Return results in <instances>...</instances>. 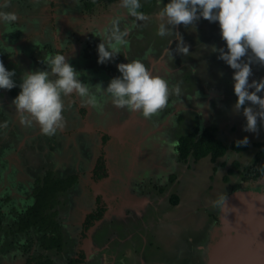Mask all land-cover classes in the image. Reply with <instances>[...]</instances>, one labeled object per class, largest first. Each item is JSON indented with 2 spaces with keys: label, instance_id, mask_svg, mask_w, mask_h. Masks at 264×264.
Masks as SVG:
<instances>
[{
  "label": "rangeland",
  "instance_id": "rangeland-1",
  "mask_svg": "<svg viewBox=\"0 0 264 264\" xmlns=\"http://www.w3.org/2000/svg\"><path fill=\"white\" fill-rule=\"evenodd\" d=\"M140 4L138 11L148 20L131 15L121 0H102L90 9L84 0H0V13L16 16L14 22H0V56L15 72L17 85L0 89V264H68L82 250L84 264H209L221 234L222 204L217 202L250 181L241 174L254 171L253 142L264 139V124L258 119L257 132H246L243 110H233L234 70L211 49L227 50L218 22L201 17L193 26L174 28L189 46L184 56L176 52L174 35H157L156 14L163 5L158 0ZM114 33L126 43L120 45ZM101 41L115 55L103 64L98 63ZM55 54L65 55L96 103L76 93L63 97L64 127L48 136L37 124L22 125L12 101L23 74L49 70L47 61ZM132 60L169 84L166 106L150 118L115 107L103 90L121 76L117 65ZM251 69L250 83L264 78V66L253 63ZM197 125L218 126L217 135L226 143L247 137L249 147L228 146L216 159L211 154L180 158L179 137ZM98 158L107 170L101 179L93 175ZM48 170L54 176L77 174L52 208L63 231L59 250L44 248L36 227L19 228L32 189ZM175 194L176 203L171 201ZM98 203L105 206L104 217L83 232L85 214Z\"/></svg>",
  "mask_w": 264,
  "mask_h": 264
},
{
  "label": "clouds",
  "instance_id": "clouds-1",
  "mask_svg": "<svg viewBox=\"0 0 264 264\" xmlns=\"http://www.w3.org/2000/svg\"><path fill=\"white\" fill-rule=\"evenodd\" d=\"M158 3L163 6L156 14L159 21L157 35H174L178 42L176 52L184 56L189 55V46L185 44L183 36L173 29L181 24L193 26L201 17L209 22H218L227 50L213 45L212 52H218V59L234 70L232 79L237 100L233 110L237 113L243 110L246 118L243 130L257 132L258 119L264 124V96L258 95L264 92V78L252 80L251 83L249 78L253 63L264 66V0H170L167 4L158 0ZM121 6L138 20L149 19L138 11L140 0H121ZM15 20L14 14L0 13V22L11 23ZM113 35L120 45L126 43L122 35ZM168 52L169 49H165V54ZM114 56L101 41L98 45V63L103 64ZM47 65L49 70H33L23 74L20 92L12 103L22 125L30 127L37 124L42 134L52 136L64 127L63 97L76 93L82 99L87 98L88 104H95L96 98L81 82L79 73L65 55L55 54L49 58ZM117 68L121 76L112 78L107 88L103 89L115 107L150 118L166 106L170 88L165 79L153 75L140 60L120 63ZM14 76L15 72L6 69L0 61V89L16 87L12 79ZM175 92L179 95V87L175 88ZM247 143V137L237 141V145ZM225 201L226 198H222L217 203L225 204Z\"/></svg>",
  "mask_w": 264,
  "mask_h": 264
},
{
  "label": "trees",
  "instance_id": "trees-1",
  "mask_svg": "<svg viewBox=\"0 0 264 264\" xmlns=\"http://www.w3.org/2000/svg\"><path fill=\"white\" fill-rule=\"evenodd\" d=\"M102 0H84L86 8H92L95 3ZM4 56H0V61H4ZM218 126L205 127L200 132L199 125L190 130L189 133L183 134L179 137L177 143V150L179 157L186 158L193 154L195 158L211 154L216 159L220 155H224L226 150L231 147L234 150H245L249 147V142L246 145H237V139L232 140L230 143L224 142L218 135ZM253 144L257 147L256 154L253 160L254 171L247 172L246 169L241 177L247 180H255L260 176L264 177V139L261 141H254ZM236 151V152H237ZM235 165L239 166L240 162L236 160ZM229 173H233L235 167L229 168ZM106 173L104 161L102 158L98 160L95 166L94 174L96 177H102ZM229 178V175H225ZM77 180V174H69L67 176L53 175L51 170H48L43 176L42 180L37 183L31 195L33 200L25 214L19 220L20 230H27L36 227L40 231V241L46 249H62L63 246V231L59 220L56 218L57 209L52 210L54 206L59 203V193L68 190L73 183ZM237 186V185H234ZM171 201L176 203L177 195L171 197ZM49 211V212H48ZM103 208H99L96 212L89 213L86 220L87 227L92 224L94 219H99L103 216ZM2 224V216L0 210V225ZM83 252V250H82ZM71 261L70 264H78ZM51 260H36L33 264H49Z\"/></svg>",
  "mask_w": 264,
  "mask_h": 264
},
{
  "label": "water",
  "instance_id": "water-1",
  "mask_svg": "<svg viewBox=\"0 0 264 264\" xmlns=\"http://www.w3.org/2000/svg\"><path fill=\"white\" fill-rule=\"evenodd\" d=\"M250 181L229 193L226 205L222 204L220 207L221 234L209 253V264H213L212 260L218 254L215 248L220 249V254L223 253L222 255L227 258L224 248L226 244L222 241L226 239L229 230L232 234L244 237V243L247 240L244 249L249 251L243 250L234 253L236 255L231 258H220L221 260L229 261V264H264V178L252 182L253 184ZM228 203L231 205H227ZM229 220L234 221V226H229Z\"/></svg>",
  "mask_w": 264,
  "mask_h": 264
},
{
  "label": "bare ground",
  "instance_id": "bare-ground-1",
  "mask_svg": "<svg viewBox=\"0 0 264 264\" xmlns=\"http://www.w3.org/2000/svg\"><path fill=\"white\" fill-rule=\"evenodd\" d=\"M227 205H231V203H228ZM229 221H230L229 226H234V221H232V220H229ZM243 239H244V237H240V234H232L230 230L228 231L226 239H224L222 241V243L226 244V246H224V248L226 249L227 258H231V257H233V255H236L234 253H240V251L243 252V250H245L246 252L249 251L248 249H244V247L247 243V240L244 243ZM251 246H252V243H251ZM234 248L236 249V251H233V250H235ZM215 249H216L215 251H217L218 254H216L217 256L216 255L214 256L215 259L212 260V263L213 264H229V261H225V260L220 259V258L227 259L224 255H222L223 253L220 254V251H219L220 249H217V248H215Z\"/></svg>",
  "mask_w": 264,
  "mask_h": 264
},
{
  "label": "flooded vegetation",
  "instance_id": "flooded-vegetation-1",
  "mask_svg": "<svg viewBox=\"0 0 264 264\" xmlns=\"http://www.w3.org/2000/svg\"><path fill=\"white\" fill-rule=\"evenodd\" d=\"M4 58H5V60H6V57H5V56H4ZM5 60L2 61V62L4 63ZM89 108H90V107L87 106V111H89ZM205 127H207V126H203L202 128H200V132L203 131V130L205 129ZM177 151H178V150H177ZM180 158H181V157H180ZM98 160H99V158H98ZM97 162H98V161H97ZM97 162H95V166H96V163H97ZM104 164H105V162H104ZM95 166H94V168H93V175H94V178H95V179H101V178H103L107 173L104 174L102 177H99V178L96 177L95 174H94ZM105 168H106V165H105ZM51 171H52V170H51ZM106 171H107V170H106ZM37 183H39V181H38V182L36 181V184H37ZM36 184H35V185H36ZM33 188H34V187H33ZM32 190H33V189H32ZM62 192H64V191H62ZM30 204H31V203H30ZM30 204H29V205H30ZM57 204H58V203H57ZM57 204H56V205H57ZM98 204H99V203H98ZM29 205H28V206H29ZM56 205H55V206H56ZM28 206H27V208H28ZM55 206H54V207H55ZM106 206H107V205H106ZM27 208H26V209H27ZM99 208H103V210H104V214H103L102 217H104V215H105V211H106L105 206H100V204H99V205H96V208H95L94 210H91V211H89V212H87V213L85 214V217H84V220L82 221V226H81L83 232H86V230H88L91 226H93V224L96 223V221H97L98 219H94L93 222H92V224L89 225V226L87 227V225H86V220H87V218H88V216H89V213L96 212L97 210H99ZM51 209H52V208H51ZM57 213H58V211H57ZM24 214H25V212L20 216V218H21ZM102 217H101V218H102ZM20 218H19V219H20ZM101 218H99V219H101ZM23 231H24V230H23ZM93 240H94V243H93V242H92V243H93V245H94V244L96 243V241H95V239H93ZM77 241H78V240H77ZM100 248L102 249L103 247L100 246ZM85 255H86V253H85V251L83 250V252L80 253V257H79V256L71 257V259H69L67 263L69 264V263H71V261H75L74 259H77V260H76V261H77L76 263H78V264H84V261L86 260ZM98 258H99V255H98ZM96 261H98V259H96ZM158 262H159V261H158ZM95 264H96V263H95Z\"/></svg>",
  "mask_w": 264,
  "mask_h": 264
}]
</instances>
